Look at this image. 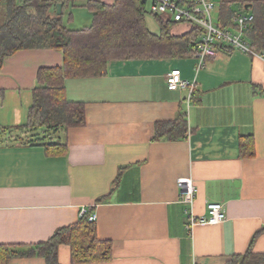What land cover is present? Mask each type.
I'll use <instances>...</instances> for the list:
<instances>
[{
  "label": "crops",
  "instance_id": "1",
  "mask_svg": "<svg viewBox=\"0 0 264 264\" xmlns=\"http://www.w3.org/2000/svg\"><path fill=\"white\" fill-rule=\"evenodd\" d=\"M46 1L62 5L67 28L91 23L89 0ZM210 1L214 23L222 2L236 15L251 14V0ZM62 64L60 50H23L4 59L0 127L25 124L37 70ZM194 64L192 58L117 62L101 77L66 79L65 98L84 104L86 121L54 136L67 154L0 145V245L45 243L90 208L98 239L113 245L112 259L101 264H227L249 247L264 254V56L226 50L197 73ZM175 68L194 83L188 104L187 90L167 88L165 76ZM179 114L186 116L187 138L153 141L155 123ZM239 137H252L253 157L239 156ZM179 177L195 188V219L207 218L206 206L219 203L224 221L186 230L189 208L175 184ZM57 252L58 264H71L68 247ZM8 264L46 262L30 257Z\"/></svg>",
  "mask_w": 264,
  "mask_h": 264
},
{
  "label": "trees",
  "instance_id": "2",
  "mask_svg": "<svg viewBox=\"0 0 264 264\" xmlns=\"http://www.w3.org/2000/svg\"><path fill=\"white\" fill-rule=\"evenodd\" d=\"M61 1V0H60ZM183 6L189 2L177 0ZM253 22L245 32L251 50L264 56V0H251ZM53 1L0 0V12L5 19L0 24V68L5 58L23 50H60L63 64L37 70L36 85L26 122L14 127H0V145L42 147L47 156L67 154L64 141L54 138L58 131L83 127L85 108L82 102L65 97L66 79L103 76L109 64L129 61H170L193 58L203 29L184 22H173L164 16L151 15L144 0H116L113 5L89 0L85 8L91 13V23L80 29L67 28L62 15H55ZM241 11L244 2L239 3ZM231 3L219 6L216 27L236 28V12ZM152 16L158 32H151L146 16ZM178 28L185 31L177 33ZM230 49L224 48L223 51ZM232 51V50H231ZM259 94L257 87H253ZM192 91L191 99H193ZM190 99V100H191ZM186 116L179 114L169 122H156L153 141H180L187 138ZM252 137H239L241 158L253 157ZM91 209L76 223L57 229L45 243L31 246L0 245V264L12 259L40 257L46 264H58L60 246L69 248L71 264H101L112 259L113 245L97 237L95 222H89ZM264 231V230H263ZM227 264H264V254L252 253L250 247L242 256Z\"/></svg>",
  "mask_w": 264,
  "mask_h": 264
},
{
  "label": "built area",
  "instance_id": "3",
  "mask_svg": "<svg viewBox=\"0 0 264 264\" xmlns=\"http://www.w3.org/2000/svg\"><path fill=\"white\" fill-rule=\"evenodd\" d=\"M147 5V11L151 15L164 16L170 18L173 22H184L196 25L203 29L202 38L197 45L193 56L195 73L205 67L208 60L214 59L222 53L224 48L232 51H239L247 55L257 56L254 53L248 41L245 39V32L250 28L253 22L251 14H238L233 22L234 30L219 29L213 22L212 12L215 5L210 0H191L188 4L179 5L177 0H144ZM167 88L171 91L187 90V104L191 99L194 83H188L181 79L179 70L173 69L166 76ZM175 184L182 193L181 202L188 206L186 211L189 223L186 230H191L196 224L217 225L224 221L225 211L223 204L211 203L206 206L207 218L195 219L192 207L194 203L195 188L189 177L178 178ZM86 214V209H81L79 217ZM89 222H95V215L90 214Z\"/></svg>",
  "mask_w": 264,
  "mask_h": 264
},
{
  "label": "rangeland",
  "instance_id": "4",
  "mask_svg": "<svg viewBox=\"0 0 264 264\" xmlns=\"http://www.w3.org/2000/svg\"><path fill=\"white\" fill-rule=\"evenodd\" d=\"M3 14V13H2ZM1 14V15H2ZM212 17H213V19H215V14L214 13H212ZM0 24H1V21H0ZM146 25H147V28L151 31V32H158V29H157V25H156V23L154 22V20H153V18H152V16H150V15H147L146 16ZM84 25L83 24H78L77 22H75V23H72V24H70L68 27H70V28H80V27H83ZM185 31V29L184 28H178V30H177V33H182V32H184Z\"/></svg>",
  "mask_w": 264,
  "mask_h": 264
},
{
  "label": "water",
  "instance_id": "5",
  "mask_svg": "<svg viewBox=\"0 0 264 264\" xmlns=\"http://www.w3.org/2000/svg\"><path fill=\"white\" fill-rule=\"evenodd\" d=\"M62 5L61 4H56L54 6V12H55V15L59 16V15H62Z\"/></svg>",
  "mask_w": 264,
  "mask_h": 264
}]
</instances>
